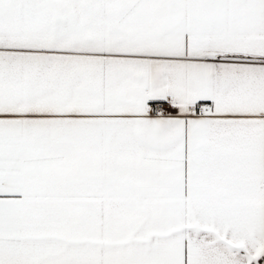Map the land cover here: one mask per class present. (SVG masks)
Returning <instances> with one entry per match:
<instances>
[{
    "label": "snow or ice",
    "instance_id": "snow-or-ice-1",
    "mask_svg": "<svg viewBox=\"0 0 264 264\" xmlns=\"http://www.w3.org/2000/svg\"><path fill=\"white\" fill-rule=\"evenodd\" d=\"M0 264H264V0H0Z\"/></svg>",
    "mask_w": 264,
    "mask_h": 264
}]
</instances>
